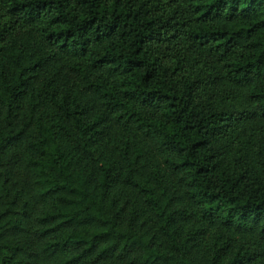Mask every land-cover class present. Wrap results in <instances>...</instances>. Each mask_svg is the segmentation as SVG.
Returning a JSON list of instances; mask_svg holds the SVG:
<instances>
[{
	"label": "trees",
	"instance_id": "1",
	"mask_svg": "<svg viewBox=\"0 0 264 264\" xmlns=\"http://www.w3.org/2000/svg\"><path fill=\"white\" fill-rule=\"evenodd\" d=\"M0 264H264V0H0Z\"/></svg>",
	"mask_w": 264,
	"mask_h": 264
}]
</instances>
